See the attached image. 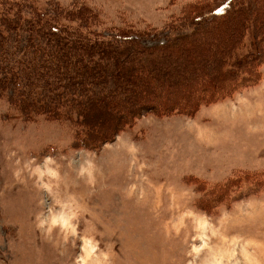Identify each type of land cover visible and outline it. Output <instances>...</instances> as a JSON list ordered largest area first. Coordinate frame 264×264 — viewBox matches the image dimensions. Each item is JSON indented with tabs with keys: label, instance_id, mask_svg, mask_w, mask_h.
I'll list each match as a JSON object with an SVG mask.
<instances>
[{
	"label": "rangeland",
	"instance_id": "rangeland-1",
	"mask_svg": "<svg viewBox=\"0 0 264 264\" xmlns=\"http://www.w3.org/2000/svg\"><path fill=\"white\" fill-rule=\"evenodd\" d=\"M32 1L55 21L58 12L64 19L67 9L74 10L75 28L80 22L81 29L101 32L96 36L104 46L89 63L101 66L79 77L109 80L93 96H103L117 74L134 81L136 104L110 93L102 100L108 105L98 103L93 121L101 133L115 128L130 104L138 109L141 102L157 105L165 98L185 104L198 96L201 102L193 112L143 110L113 140L92 149L74 143L72 123L26 119L0 97V264H264V64L253 83L227 82L229 92L222 79L206 89L211 71L199 73L196 62L203 51L229 45L234 26L246 19L243 52L254 48L251 20L264 31L258 19L264 0H250L247 16L229 18L225 11L220 21L209 17L226 0ZM84 6L90 23L76 11ZM203 14L212 21L193 25ZM24 34L6 47L19 46L28 59ZM121 34L130 43L118 39ZM218 34L222 40H215ZM178 37L165 50L175 62L162 66L166 59L160 61L161 51L152 47ZM179 57L198 74L176 88L155 70L177 67ZM73 58L88 61L86 53ZM38 72L41 86L53 74L49 67ZM192 84L195 97L189 95Z\"/></svg>",
	"mask_w": 264,
	"mask_h": 264
},
{
	"label": "trees",
	"instance_id": "trees-1",
	"mask_svg": "<svg viewBox=\"0 0 264 264\" xmlns=\"http://www.w3.org/2000/svg\"><path fill=\"white\" fill-rule=\"evenodd\" d=\"M18 1L0 0V97L6 98L7 102L20 111L26 119L42 117L50 121L70 122L74 127V143L93 149L99 147L104 140H113L116 136L115 134L121 129L130 126L137 116H141L144 113L143 110L145 112L155 111L161 113H169L174 110H177V112H189L192 110L193 112L195 107L200 104L201 96H198L196 101H187L185 104L171 102L168 98H165V100L162 99L158 102L157 105L147 101L141 102L139 110L134 109L131 104H136L138 100L134 102L133 100L139 96L138 92L134 90V81L129 79V75L123 78V76L121 77L118 74L116 76V73V78L115 80L113 78L112 81L113 85L106 92H103L104 95L93 96L91 92L96 91L97 88H107L109 80L100 75L85 80H80L79 77L83 73L87 75L92 72V69L101 66L100 64L89 65V63L95 64L94 59L99 51L97 49L98 46H104V41H99L96 36L97 33L100 35L101 32L95 31L91 33L89 30L81 29L79 27L80 22L78 28H75L74 24L78 22V18H75L74 10L73 13L67 9L64 19H61L62 15L58 12V20L56 19L55 21L47 12L41 11L32 0ZM234 5L237 9H233ZM250 10H253V4L250 0H226L224 6L219 8L217 12L215 11L216 15L213 13L214 15L211 14L209 18L220 21L225 18L221 16L223 12L229 11L231 12V17L229 18L236 16L237 19L240 13L243 12L247 16V12ZM76 11L83 16H87L88 23L91 22V12L86 6L76 9ZM205 15L196 16L197 18H194L193 25L195 20L196 24L199 23L202 26L211 20ZM258 19L264 21V13L262 11H260ZM248 22L246 19L240 28L234 26L237 35L236 38L230 40L229 45L224 47L217 46L211 52L208 50L207 52L203 51L202 56L196 60L198 68H200L199 73L206 69L211 71V80L206 82V86L204 85L206 89L212 85L210 84L211 82H218L221 79L225 81V84L227 82L238 83L239 81L241 84L248 85L254 82L252 78H254L258 66L264 64V31L259 29V27L257 29L258 23L255 19L251 20L254 25L252 30L254 39L251 42V46L257 47V50L248 48L243 52L246 45L245 36L250 31L249 25L246 26ZM195 29L199 30L198 26ZM80 31H87V36H84ZM20 32L25 33L28 47L25 49H27L29 55H32L28 59H24V52L17 48L19 46L15 48L6 47V43L11 39L19 42L20 38L16 35ZM129 32L127 31V34ZM38 36L39 38H37ZM90 36H95L96 40H89ZM179 37L172 43L167 41L164 44L162 43L161 46L152 47L155 52L161 51L159 54L161 56L160 61L166 59V62L163 61V64L161 63L162 66L165 63L168 66L169 62H175L174 60L177 57L171 56V52H166L165 50L171 48L175 43H179L177 42ZM117 38L122 42L130 43L131 41V38L125 34L118 35ZM182 38L185 39V37ZM222 39L223 36L219 39L218 34V38L215 40ZM47 45L51 46L50 52L43 50ZM76 47L78 48L76 49ZM59 52L60 55L56 56L55 53ZM76 52H81L82 55L86 53L88 61L84 63L72 62L74 59L73 55ZM166 56H168V59ZM78 58H85V56H79ZM144 59L148 62L146 56H144ZM182 60L183 58L181 57L177 59V67L175 68L169 66L165 71L155 70V73H166L169 81L173 79L172 86L179 88L177 82L181 85L182 81L186 83L198 74L195 72L196 69L188 68V64H183ZM149 61L153 65L154 60L152 57L149 58ZM68 62H70V65ZM43 67L51 68L53 74L52 77L47 76L46 83L41 86L38 84V79L43 76L39 74L38 70ZM111 75L114 76V72H111ZM130 75L132 74L130 73ZM160 77L163 79V75ZM229 78H237V80L230 81ZM122 79L124 87L121 82ZM226 86V91L227 89H229V92L233 90L232 84H226ZM189 87L191 88L189 89V95L195 97L194 93L196 91H193V87L196 86L192 84ZM39 89L43 90L42 95L36 96V92ZM202 89L200 88V92L203 93ZM215 92L217 91L215 90ZM109 93L117 96L116 101H118V96H125V100L130 99L131 104L127 106L129 108H127V111L129 110L128 115H122L121 118L123 119L120 123L116 124L115 128L109 133L104 134L99 131V127L93 120L95 114L100 110L98 103L104 102L107 104L106 101L102 100L108 99ZM81 94L84 96H81ZM208 98L214 99L211 96ZM119 101L124 103L120 98Z\"/></svg>",
	"mask_w": 264,
	"mask_h": 264
}]
</instances>
